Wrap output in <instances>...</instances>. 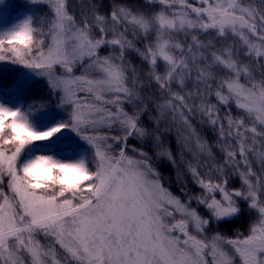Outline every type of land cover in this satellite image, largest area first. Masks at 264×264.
<instances>
[{"label":"snow or ice","instance_id":"6c2138e0","mask_svg":"<svg viewBox=\"0 0 264 264\" xmlns=\"http://www.w3.org/2000/svg\"><path fill=\"white\" fill-rule=\"evenodd\" d=\"M24 6L0 0V264H264V0Z\"/></svg>","mask_w":264,"mask_h":264},{"label":"trees","instance_id":"16d2710c","mask_svg":"<svg viewBox=\"0 0 264 264\" xmlns=\"http://www.w3.org/2000/svg\"><path fill=\"white\" fill-rule=\"evenodd\" d=\"M9 2L12 5V7L8 10V12L6 14L7 19H9V20H12L13 18H15V16L18 13H22V12L27 10L24 6V0H9ZM130 59H132L135 64H137V65L140 64V60L138 57L132 56V57H130ZM12 82H13V74L7 70V66H6L4 69V74L0 75V91L10 88L11 87L10 85ZM41 84H43V81H41ZM36 89H40V85H36ZM36 89H34V92L36 91ZM41 91H43V90L41 89ZM38 95H39V93H37L34 96H30L29 100L33 99V98H38ZM204 133L209 139H211L213 136V134L211 133L210 130L205 129ZM173 144H174V142H173ZM68 146H69L68 142H60V146H58L57 148L51 149V150L50 149H43L42 152L47 153V154H54V155L55 154H61L63 156H68V155H70V152L68 151ZM174 147H175V145H174ZM164 171L165 172L168 171L169 175H171L170 169L165 168ZM235 186H238V185L236 184ZM189 188H192L193 191H198V189H195L192 186L191 182H189ZM247 220H248V217L244 216L241 218L240 221H237L236 223L239 226H243L247 223Z\"/></svg>","mask_w":264,"mask_h":264},{"label":"rangeland","instance_id":"374dc122","mask_svg":"<svg viewBox=\"0 0 264 264\" xmlns=\"http://www.w3.org/2000/svg\"><path fill=\"white\" fill-rule=\"evenodd\" d=\"M8 2H9V0H8ZM9 3H10V2H9ZM12 83H13V82H12ZM12 83H11V85H12ZM11 85H10V86H11ZM234 114H235V110H234ZM61 142H67V140H65V141H61ZM42 154H47V153L42 152ZM165 168H167V167H165ZM165 168H163L162 170L164 171ZM167 169H169V168H167ZM164 173H165V175L170 176L169 173H168V171H167V172L164 171ZM237 185H238V182H237ZM172 188H173L174 191L177 190L176 187H175V184H174V183H173V185H172ZM225 230L227 231L228 235H231V231H230L229 229H225Z\"/></svg>","mask_w":264,"mask_h":264}]
</instances>
